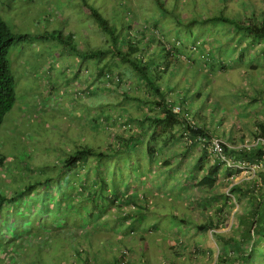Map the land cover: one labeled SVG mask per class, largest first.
I'll use <instances>...</instances> for the list:
<instances>
[{
	"label": "rangeland",
	"instance_id": "obj_1",
	"mask_svg": "<svg viewBox=\"0 0 264 264\" xmlns=\"http://www.w3.org/2000/svg\"><path fill=\"white\" fill-rule=\"evenodd\" d=\"M137 12L139 13L138 9ZM0 15L13 31L28 34L31 39L29 42L17 43L9 53V63L18 80L16 85L17 101L0 126V156L4 157L0 162V192L11 196L29 185L37 184L32 189V193L19 201L4 205V212L7 213L6 219L12 222L18 216L26 218L23 212H35L41 203L40 199L45 195V192H49L51 184V181L45 185H38V182L46 180L49 176L53 179L55 176H59L58 164L68 156V151L74 150L72 141L77 145L85 142L83 128H86L91 133L90 143L97 144L99 142L103 149L108 146L118 148L122 141L131 138L136 142V148L123 151L125 154L121 157H108L104 164L107 175L109 171L116 172L118 170L115 174L117 175L116 183L122 195L116 202L106 206L100 218L89 219L86 216L83 219V223L88 228L99 227L110 234L104 241L100 242V239L97 242L96 247L99 249V255L109 257L108 260L111 262L113 256L109 255V252L114 251L116 247L123 251L125 246H128L133 248L125 256L128 263L143 264L139 260V251L135 248L137 241L141 240L140 231L137 229L139 225L149 228L160 221L155 229L144 233L155 234L159 239L165 238L171 245L180 244L183 247L187 244L186 252L190 253L193 260L191 261L188 257L184 261L185 264H218L217 255L220 245L213 236L214 230L199 232L192 227L190 222L188 224L180 222L184 215L179 211L178 205L183 202V206L191 210L189 212L191 217L205 218L204 212H201L200 202L202 199L211 196L214 192H219L221 195L220 202L225 200L223 197L225 195L231 197L233 205L229 206L227 203L224 207L231 211L230 216H227V220L216 230L232 232L236 235L238 230L235 229L237 226L235 216L241 212H247L251 208L248 199L250 194L241 197L238 191L232 190L238 185L246 190L254 181H260L259 176L260 171L264 168V161L259 164H250L238 158L234 152H229L230 154L223 155L221 158L224 163L217 176V186L211 190L201 189L196 185V180L200 179L202 174L213 164L214 159L220 155L214 149L215 142H220L219 138L214 139L213 145L205 146L203 142H198L188 148L187 136L179 127L172 130L159 127L154 131L150 121L144 123L145 116L158 113L160 109L158 105L149 102V99H153L154 94L151 89L139 81L137 72L129 64L120 61L111 62L112 81L99 85L101 81L98 82L93 76L88 84L92 85V88L98 86V89L90 93L88 90L79 89V87H85L82 84L87 79L84 75L91 72L81 71L80 76L73 78L70 69L76 68V65H73L76 63L74 51L69 49L68 52H65L63 43L45 34L46 31L52 32L60 29L65 35L68 32H73L78 38L82 33L83 37L79 39L78 43L83 50L87 48L88 42L97 46L104 40L105 35L96 27L94 21L77 4L76 0H0ZM146 22L149 23L148 19ZM151 28L156 31V40H164L166 43L168 41L176 42L182 36L185 41L184 49L194 50V55L200 58L204 57L206 54L204 52L208 48L205 44V36L214 38V44L222 45L223 50L237 52L241 48H245L246 60L239 64L237 72L242 75L246 70L251 74L243 80L242 86L234 88V91L241 88L249 89L248 93H252L250 96H253L255 92H260L263 94L262 99L264 100V39H252L244 36L227 25L188 29L177 25L172 27L167 22L156 27L152 22ZM224 36H226V40L221 39ZM223 50L215 51V54L219 53L220 57L228 61L226 64L229 67L238 65L229 57H225ZM110 57L111 55L108 54L102 63L110 60ZM180 58L187 62L185 54H181ZM252 64L257 66L253 72H251ZM94 65L91 66L92 70L95 68ZM221 65L217 69V75L224 72ZM64 68L66 73H64ZM197 68L204 70L200 64L196 66L195 63L185 71V74L187 73L190 78ZM182 70L185 69H181L180 72ZM252 75L255 77L252 78ZM58 76H62V80L59 81V90L52 95L49 92L50 83L48 86L45 85L47 80L48 82L54 81ZM185 79L183 82L177 83L175 89L169 93L172 99L179 97L177 92L181 90L179 89L181 83L187 82V78ZM85 84L87 85V83ZM80 93H82V97H79ZM250 96L248 97L250 98ZM246 100L240 99L234 103L227 100L223 107H217L211 101L197 99V96L194 95L190 103H193V112H195L197 120H200V116L206 118L207 122L217 130L219 136L226 133L230 140L225 139V141L228 142L230 148H240L257 144L254 130L258 128L259 122H264V101L249 103V99L246 98ZM47 105H50L49 109L57 113L47 112ZM152 136H155L160 144L154 146L156 152L154 160L147 159L146 153L143 151ZM165 138H169L170 142L174 143L163 148L161 143ZM151 140L156 142V139ZM65 148L67 149L64 150ZM204 148L207 149V154L203 151ZM126 155L130 157V162H128V158H125ZM115 158H118L117 162H120V165H125L123 175H120L118 168L120 166L114 163L116 162ZM201 158H203L201 166L204 169L194 170L192 166L198 164ZM96 159L90 156L88 162L80 163L78 167H75L76 169L74 168V172L67 175L69 178H66L73 182V185L68 188H71L73 194L75 187L80 186V178L85 180L86 172L91 171L89 168L95 166ZM166 159L175 167V177H169L168 171L161 166L162 163L166 164ZM138 161L148 168V175L142 173L141 176L129 178L128 171H131V164L139 163ZM130 173L132 174V171ZM162 177L163 179L168 177L166 182L162 181ZM183 177L188 179L186 189L183 187L182 181L179 180ZM155 179L170 190L157 186L159 184ZM59 180H62L61 177ZM61 184H65V181ZM111 187L112 183H110V192ZM52 193L55 195V192ZM166 193L175 199L174 206L168 211V214L161 217L152 210L147 211L142 214L140 220L136 221L134 228H129L133 216H137L136 210H143L145 203L152 208L154 204H158L155 202L159 198L167 197ZM36 196L38 197L35 199ZM52 199L55 200V198L49 199L52 201L49 203L51 206ZM127 214L130 215L128 219H126ZM174 218L178 223L172 222ZM50 220L46 218L47 223ZM63 233L60 228L53 232L57 235ZM148 239L150 242L152 241L151 236ZM18 242L22 243L21 240ZM86 242L88 243V241ZM4 244L7 243L4 242ZM195 246L199 248L200 253L199 250H195ZM161 249L159 246L158 255L153 257L152 264H170ZM6 252L11 254V250L5 249L0 254V264H12L8 258H2L4 254H7ZM35 255V247H31V259H34ZM178 262L180 263L179 259ZM94 263L95 259L92 258L90 264Z\"/></svg>",
	"mask_w": 264,
	"mask_h": 264
},
{
	"label": "trees",
	"instance_id": "obj_2",
	"mask_svg": "<svg viewBox=\"0 0 264 264\" xmlns=\"http://www.w3.org/2000/svg\"><path fill=\"white\" fill-rule=\"evenodd\" d=\"M76 1L88 13L96 27L105 35L104 40L97 46H93L88 42L87 48L83 50L78 43L79 39L83 37L82 33L78 38L73 32H68L65 35L60 29L52 32L46 31L45 34L63 43L66 49L65 52H68L69 49L74 51L76 63H73V65H76V68L74 70L70 69L73 78L80 76L81 71L88 70L87 73L91 72L84 75L87 78L82 82L85 87H79V89L88 90L89 93L98 89V86L92 88V85L88 84L93 76L98 82L101 81L99 85L103 82L112 81L111 62L120 61L129 64L137 72L139 81L151 89L154 94H152L153 99H149V102L158 105L160 109L158 113L145 116L144 123L150 121L154 131L159 127L170 130L179 127L187 136L188 148L193 147L198 142H203L205 146L213 145L214 139L219 138L222 147L221 154L214 159L213 164L202 174L200 179L196 180V185L201 189L211 190L217 186V176L224 163L221 158L223 155L230 154L229 152H234L238 158L250 164H259L264 161V122H259L258 128L254 130L257 144L230 148L228 142L225 141V139L230 140L226 133L219 136L217 130L202 116L199 117L200 120H197L198 118L196 119L195 112H193V103H190L194 95L197 96V99L211 101L217 107H223L224 102L227 100L231 103L240 99L247 101L246 98L249 99V103L264 101L262 99L263 94L260 92H255L253 96H250L252 93H248L249 89L241 88L234 91V88L242 86L243 80L251 74L246 70L242 75L237 72L240 67L239 64L244 63L246 60L245 48H241L237 52L223 50L222 45L217 46L214 44V38L205 36L204 40L208 48L204 52L206 54L203 53L204 57L200 58L194 55V50L184 49L185 41L182 36L176 42L168 41L166 43L164 40H156V31L151 28L152 22L156 27L161 26L163 22H167L172 27L177 25L188 29L192 27L201 28L202 26L209 27L210 25H227L234 31L241 32L244 36L252 39H264V0ZM146 19L149 23L146 22ZM142 21L143 23H141ZM221 39L226 40L227 38L224 36ZM24 41H31L30 36L13 31L0 15V126L17 101L16 85L18 80L11 69L9 53L13 46ZM221 50H223L225 57H229L231 61L233 60L238 65L229 67L226 64L228 61L220 57L219 53L215 54V51L220 52ZM108 54L111 55L110 60L102 63V60ZM181 54H185L187 62L180 58ZM198 62L204 70L197 68L192 77L189 78L185 71L195 63L196 66L199 65ZM92 65L95 67L93 70L91 69ZM220 65L223 67L224 72L217 75V69ZM256 68L257 66L252 64L251 72L255 71ZM66 69L64 73H66ZM181 69L185 70L180 72ZM251 77L255 76L252 75ZM185 78H187V82L185 84L181 83L179 88L181 90L177 92L179 97L172 99L169 93L175 89L177 83L186 80ZM59 81V76L54 81L48 82L47 80L45 86L50 83L51 89L49 92L52 95L59 90ZM81 94H79V97H82ZM176 107H178V110H176ZM83 129L85 130V142L77 145L72 141L74 150L68 151V156L59 166V176H55L54 179L49 176L46 180L38 182V185H45L50 181L51 184L49 192H45L34 213L23 212L26 218L18 216L17 219L11 222L6 219L7 213L4 212V205L21 200L32 193V189L37 184L29 185L11 196L0 192V254L5 249L11 250V254L6 252L7 254H4L2 258H8L12 264H90L92 258L95 259L94 264H129L125 256L133 248L128 246H125L123 251L116 247L114 251L109 252V255L113 256L111 262L108 260L109 257L99 255V249L96 247L97 242L100 239V242L104 241L110 234L99 227L88 228L83 223V219L86 216L89 219L100 218L106 206L109 203L116 202L122 195L116 183L117 175L115 174L118 170L116 172L114 170L109 171L108 175H110L108 176L104 164H106L105 161L108 157H121L125 154L123 151L136 148V142L131 138L122 141L118 148L108 146L103 149L99 142L97 144L90 143L91 133L86 128ZM151 139H156V142ZM151 139L143 151L146 153L147 159L154 160L156 155L154 146L160 144H158V139L155 136H152ZM171 143L174 142H170L169 138H165L164 142L161 143L163 146H161L164 148V146ZM203 151L207 154V149L204 148ZM90 156L97 158L96 164L94 167L89 168L91 171L86 172L85 180L80 178V186L75 187L73 194L71 188L68 189L73 185V182L66 179L67 172L70 170L74 172V168L79 166V162H88ZM125 158H128V162L131 161L129 156L126 155ZM3 159L4 157L0 156V162ZM115 159L116 162L114 163L120 166L118 167L119 172L120 175H123L125 165H120V162H117L118 158ZM202 159L198 164L192 166L194 170L204 169L201 166ZM167 161L168 159H166V164L163 165L162 163L161 166L168 171L169 177H175L174 170L176 169L172 163ZM138 162L131 164L132 174L131 171H128L129 178L141 176L142 173L148 175V168L144 167V164L140 161ZM115 166L117 167L116 164ZM60 177L62 179L65 177V184H61L63 180L60 181ZM259 177L260 181H254L246 190L241 185L232 190L238 191L241 197L250 194L248 199L251 208L247 212H241L235 216L237 222L235 229L238 230L236 235L232 232H218L216 230L227 220V216H230L231 211L224 207L227 203L229 206L233 205L231 197L225 195L223 196L225 200L220 202L221 195L219 192H214L211 196L202 199V202H200L201 212H204L205 218L191 217L189 215L191 210L185 208L183 202L178 205L179 211L184 215L181 217L180 222L183 224L190 222L192 227L199 232L214 230L213 236L220 245L217 255L218 264H264V168L260 171ZM187 178L179 179L185 189L188 186ZM122 179L121 181H123ZM167 179L168 177L164 179L162 177L163 182H166ZM155 180L159 184L157 186L170 190L159 180ZM110 183H112V193L109 191ZM60 187L67 188L61 189ZM52 192H55V195H52ZM166 196L159 198L155 202L158 204H154L152 208L145 203L143 210H136L137 216H133L129 228H134L136 221L140 220L142 214L147 211L152 210L161 217L168 214V211L174 206L175 199L169 197L168 194ZM51 198H55V200L52 199V206L49 204L52 202L49 200ZM48 200L49 202H46ZM133 212L135 213V210ZM129 217L130 215L127 214L126 219ZM46 218L51 220L47 223ZM175 218L172 220L174 223L177 221ZM159 222L149 228L139 225L137 230L140 231L141 240H136L137 245L135 247L139 251V260L143 264H152V259L158 255V247L160 246L162 254L166 256L170 264H185L184 261L188 257L192 261L193 257L190 256L189 252H186L187 244L183 247L180 244L171 245L167 243L165 238L159 239L155 234L144 233L153 228L155 229ZM57 228L62 229L64 233L53 234ZM149 236L152 238L151 242L148 239ZM20 240L22 243L18 242ZM4 242L7 244H4ZM31 247H35L36 255L34 259H31L30 256ZM195 250H199V248L195 246Z\"/></svg>",
	"mask_w": 264,
	"mask_h": 264
},
{
	"label": "crops",
	"instance_id": "obj_3",
	"mask_svg": "<svg viewBox=\"0 0 264 264\" xmlns=\"http://www.w3.org/2000/svg\"><path fill=\"white\" fill-rule=\"evenodd\" d=\"M61 77H62V76H61ZM61 77H60V81L62 80ZM47 108H48L47 112H49V113H51V114H56V113H57L56 111H54V110H52V109H49V108H50V105H47ZM48 115H49V114H48ZM59 120H60V119H59ZM84 138H85V137H84ZM64 160H65V159H63V161H64ZM63 161L60 162L58 165L60 166V165L63 163ZM79 163H82V161H80ZM95 164H96V162H95ZM75 169H76V168H75ZM75 169H74V170H75ZM71 172H72V171L70 170V171H68L67 173H68V174H69V173L71 174ZM66 177L69 178L68 176H66ZM67 178H66V179H67ZM61 179H62V177H61ZM72 179H73V177H72ZM62 180H63V181H66V180H65V177H64V179H62ZM63 181H62V182H63ZM59 182H60V181H59ZM60 188H61V189H66V187H60Z\"/></svg>",
	"mask_w": 264,
	"mask_h": 264
},
{
	"label": "built area",
	"instance_id": "obj_4",
	"mask_svg": "<svg viewBox=\"0 0 264 264\" xmlns=\"http://www.w3.org/2000/svg\"><path fill=\"white\" fill-rule=\"evenodd\" d=\"M214 149H215V151H217L219 154H221V152H222V147H221V145H220V142H215V145H214Z\"/></svg>",
	"mask_w": 264,
	"mask_h": 264
}]
</instances>
